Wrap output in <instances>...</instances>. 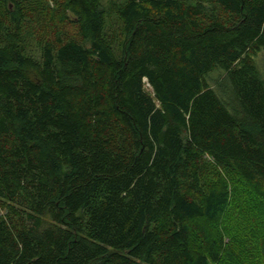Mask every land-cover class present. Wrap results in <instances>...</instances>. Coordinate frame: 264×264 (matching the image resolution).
Here are the masks:
<instances>
[{"label": "trees", "instance_id": "1", "mask_svg": "<svg viewBox=\"0 0 264 264\" xmlns=\"http://www.w3.org/2000/svg\"><path fill=\"white\" fill-rule=\"evenodd\" d=\"M36 1L0 0V264H243L201 170L264 240V0H56L80 39L34 54Z\"/></svg>", "mask_w": 264, "mask_h": 264}, {"label": "rangeland", "instance_id": "2", "mask_svg": "<svg viewBox=\"0 0 264 264\" xmlns=\"http://www.w3.org/2000/svg\"><path fill=\"white\" fill-rule=\"evenodd\" d=\"M109 1L113 0H104V3L107 4ZM10 6L13 9L11 3ZM4 11L5 5L0 2V13ZM30 13L32 21L29 20L18 31L21 43L28 52L39 53L42 40L52 38L54 33L59 30L71 37L80 39L77 25L64 21L61 2L56 0L36 1L30 6ZM71 16L73 17L72 14ZM107 22L106 34L108 38H113L115 44L121 46L124 40L123 22L116 14L109 15ZM201 176L204 184H215L228 188L231 194H236L235 196L241 199L240 203L231 200L229 212L220 221L221 226L225 228L223 242L228 243L230 240H234L235 245L230 243L228 249L237 253L238 257H244L245 262L243 264L261 263L264 256L261 246L264 240L256 234L257 222L251 207L245 205V199L250 196L245 184L233 172L216 164L209 155H206L203 161ZM6 212L5 209L1 210L2 215H5ZM215 228L219 230V227L215 226ZM231 235L234 239L231 238Z\"/></svg>", "mask_w": 264, "mask_h": 264}]
</instances>
